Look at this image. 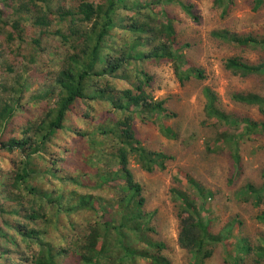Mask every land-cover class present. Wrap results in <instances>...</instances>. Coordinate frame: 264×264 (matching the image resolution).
<instances>
[{
  "label": "trees",
  "instance_id": "trees-1",
  "mask_svg": "<svg viewBox=\"0 0 264 264\" xmlns=\"http://www.w3.org/2000/svg\"><path fill=\"white\" fill-rule=\"evenodd\" d=\"M174 1L0 0V71L13 73L0 72V264H140L141 259L172 264L166 242L152 234L154 214L145 208L143 187L130 161L154 172L165 169L172 158L141 142L134 128L136 118L147 119L153 113L152 121L163 135L178 137L169 123L160 121L168 116L164 102L149 91L152 78L140 66L164 59L173 62L181 81L205 78L200 68L189 67L181 52L188 43L182 44L174 18L159 9ZM181 4L197 19L193 5ZM212 34L231 44L264 47V36L229 30ZM14 55L28 62H17ZM225 66L240 77L264 75V62L251 64L233 56ZM203 94L209 118L241 128L217 133L219 148L233 157L236 175L241 171L242 144L253 134L264 133V121L227 112L210 86ZM231 98L256 106L264 115V92L233 91ZM35 108L40 113L11 126L15 117ZM60 134L68 137L64 148ZM70 137L82 145L73 146ZM55 147L64 151L70 147L71 156L87 160L88 170L83 166L80 174L66 156L57 159L52 153L61 150ZM189 184L195 193L172 189L178 243L190 254L189 264H205L215 247L232 236L233 228L226 226L223 234L212 232L203 215L207 195L194 178ZM238 196L263 203L264 182L247 183ZM77 214H84L85 221L74 220ZM257 218L264 223V211ZM250 241L238 236L236 249L224 250L226 263L246 264L249 253L257 262L264 261V244Z\"/></svg>",
  "mask_w": 264,
  "mask_h": 264
},
{
  "label": "rangeland",
  "instance_id": "rangeland-1",
  "mask_svg": "<svg viewBox=\"0 0 264 264\" xmlns=\"http://www.w3.org/2000/svg\"><path fill=\"white\" fill-rule=\"evenodd\" d=\"M220 1L180 0L179 2L175 0L167 6L159 7L160 10L166 9L167 13L174 18L175 28L183 40L182 44L188 43V46L181 48V52L189 62V67L200 68L204 71L205 78L192 76L190 79L181 81L173 62L164 59L144 62L140 66L146 69L152 78L149 91L156 100L164 102L168 116L163 115L160 121L169 123L178 133L177 138H167L163 135L152 121L153 113L148 114L151 119L136 118L134 128L141 142L147 148L163 151L172 158L166 161L165 169L154 172L145 171L134 159L130 161V168L143 187V194L146 197L145 208L154 214L152 225L156 231L152 234L155 238L166 242V255L172 264L190 263V254L178 243V208L172 192L174 187H178L192 194L195 193L190 188L189 178H194L207 195L205 205L207 210H203V215L210 221L211 231L215 234H223L226 226L232 225L233 228L232 236L215 247L213 256L205 264H227L224 250L229 247V250L234 251L237 237L241 234L249 237L253 245L264 244V223L257 218L264 211V202L256 205L253 197L238 196V191L247 183L261 185L264 182V133L253 134L250 140L242 144L241 171L234 175L233 157L228 150L219 148L217 133L220 134L224 130L239 132L241 128L237 130L232 124L224 125L209 118L205 112L206 99L203 94V88L210 86L219 96L221 106L227 112L239 118L246 116L253 120L264 121V115L256 106L240 104L231 98L233 91L264 92V75L240 77L233 75L225 66L226 60L233 56L240 57L251 64L263 63L264 47L235 45L224 42L212 34L215 30H229L231 33L240 35L253 34L263 37L264 0L261 5H257L256 0H224V3ZM181 2L193 5L192 10L197 19L182 8ZM227 5L228 9L225 12ZM158 16L162 18L160 14ZM28 50L25 49V52L27 53ZM4 57L9 62L13 61V56L9 53H5ZM14 59L17 62L21 60L28 62L16 55ZM2 60L0 59V63ZM0 72L2 76L13 75L3 70ZM107 112L106 108L105 118L108 117ZM37 113H40L38 108L28 114L22 113L15 117L11 126L24 121L26 116ZM156 117L154 113V118ZM77 122L84 123L80 120ZM60 138L62 148L66 147L68 137L60 134ZM69 142L73 146L82 145V141L77 137H70ZM62 148L55 147L56 150H61V154H52L57 159L60 156H66L67 163L70 162L72 168L77 167L75 171L80 174L83 172L81 167L84 166L83 168L88 170L89 164L86 159L85 162H81L79 156H71L70 147L67 151ZM110 151L112 147L108 144L106 152ZM97 166H103L102 162H98ZM117 182L121 183V180ZM235 219L238 222H235ZM74 220L82 223L85 221V216L77 214ZM252 254L249 253L246 256V264H264V261L257 262ZM140 264L148 263L141 259Z\"/></svg>",
  "mask_w": 264,
  "mask_h": 264
}]
</instances>
